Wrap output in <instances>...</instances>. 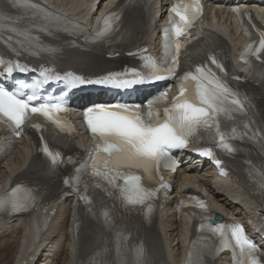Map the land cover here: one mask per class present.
I'll return each instance as SVG.
<instances>
[{"label":"snow or ice","instance_id":"6c2138e0","mask_svg":"<svg viewBox=\"0 0 264 264\" xmlns=\"http://www.w3.org/2000/svg\"><path fill=\"white\" fill-rule=\"evenodd\" d=\"M231 10L241 18L242 25L245 16L250 18V14L240 12L239 6H233ZM201 11L198 0H176L173 3L169 10V26L163 31L164 53L160 64L150 58H143L145 62L139 69L126 66L123 71L107 72L99 76H78L71 72L63 76L59 73L53 75L51 70L42 68L39 70L41 79L31 85L33 94L28 95L26 99L20 97L23 95V89L29 87L27 84H20L14 91L0 87V118H6V121L14 125L17 135L25 126L30 125L37 130L44 127L41 123H33V117H43L45 121L62 130L59 114L67 111L63 97L46 98L38 105L29 103L40 98L36 89L49 81H63L69 90L101 87L128 91L172 77L177 78L181 81L179 94L162 113L155 105L164 99L163 96L146 101L145 113L141 112V105L125 102L94 104L83 110L85 123L94 140L90 157L92 176L102 179L110 188L116 189L123 203L131 206L144 205L156 193L144 187L141 183L142 177L136 174L137 171H142L150 179L159 175L161 167L174 171V157L170 156V152L192 146L194 139L201 132L208 133L214 143L229 153L235 151L225 142L228 137L221 131L219 117L228 114L231 118L233 113L244 112L245 101L241 100L238 93L231 90L208 65H198L182 76L177 75L182 46L192 35L191 29L196 27ZM114 18H118L114 13L105 18L97 38L107 35ZM244 30L247 34L248 30ZM248 51L261 59L259 54L264 52V32L260 33L258 46L254 47L250 42ZM209 60L220 72L225 71L215 56H210ZM5 71L6 75L11 77L13 72L26 74L35 69L17 60L14 64L10 63ZM261 76L264 77V74ZM244 127L248 128V125ZM231 131L232 138H235L236 128ZM41 142L44 154L50 159L52 166H55L60 154L50 150L44 143L43 136ZM196 151L201 156L212 155L210 148H198ZM216 163L220 162L217 160ZM65 183H69L68 178ZM20 191L21 188L17 185L0 197V212L28 207L30 198L26 196L22 199ZM199 207L206 210L203 202L199 203ZM200 227L204 228L205 225L201 224ZM207 227L222 244L232 249L233 264H264L260 249L245 235L241 225L209 224ZM221 250L222 248L216 249ZM141 255L142 250H138L137 258ZM202 255L204 253L197 251L194 243L188 264H201Z\"/></svg>","mask_w":264,"mask_h":264},{"label":"bare ground","instance_id":"6f19581e","mask_svg":"<svg viewBox=\"0 0 264 264\" xmlns=\"http://www.w3.org/2000/svg\"><path fill=\"white\" fill-rule=\"evenodd\" d=\"M7 1V0H0ZM29 1L31 4H37L44 8L52 9L71 17H78L84 21H91L97 14L110 7L112 0H24ZM168 0H160L159 6L157 4L156 9L151 11L154 17V23L148 29L150 33L153 32V28L156 33L149 35L148 39L151 47L158 48L156 42L157 35L160 31V20L163 22V15L167 9ZM238 0H207L209 5L208 12L206 14L207 21L211 24L212 19L216 21L214 29L223 33L233 50L239 49L241 45V39L237 35L234 23L232 22L230 15L227 14V5L231 2H237ZM44 4H42V3ZM244 4L247 8L255 7L258 5L264 11V2L257 3L256 0L245 1ZM207 5V6H208ZM204 10V13L207 11ZM57 14V17L60 15ZM126 20L125 35L131 38L134 35L137 24L139 23L132 17H124ZM102 60V59H100ZM4 68V67H3ZM235 71L244 69L242 64H234ZM116 72V70L114 71ZM242 73H240L241 75ZM158 89L143 92L140 95V100H145L147 97L153 95ZM105 91L98 94H88L85 96H78L73 102L77 105H71V108L77 106H88L92 103H99L104 100ZM106 92H108L106 90ZM78 108V107H77ZM82 145L87 148L89 146L88 140H84ZM27 140L20 139L14 143L3 133L0 135V195L5 192L11 179L9 176L18 177L23 174L24 171L31 170L38 161L32 163L33 155L31 151L26 153ZM184 163L187 161V155L185 153L179 154ZM87 156H83V159ZM39 166V165H38ZM234 171L238 174L237 179L242 178L241 168L233 167ZM214 168L211 165L205 164L199 165L192 163L190 165H184L181 167L177 175L172 178L173 188L175 191L171 193V197H176L181 194L179 190V182L182 180L187 181L188 186L197 185L203 188L208 196H211L214 203L224 215H229L233 218L239 219L248 228H251V233L259 244L264 248V206L256 203L247 197L245 192L235 187L233 182L216 181L214 178ZM250 189H248L249 191ZM165 212L161 219L162 232L164 236V243L167 248V255L173 264L180 262L181 254L186 253L187 250V220L184 216L178 215L174 211V207H171V200L164 204ZM48 217L41 213L29 214L23 218H0V264H77V254L74 244L72 225H73V213L71 200H66L63 204L57 206V211L52 219V222L47 228V231L39 234L37 232L39 228V222ZM21 222V223H20ZM60 226V227H58ZM34 228H37L34 229ZM59 228L60 234L56 236V230ZM90 225H87V230L83 232V238L78 244V252L85 254L90 251L94 244L98 241L99 230L95 227L94 230L88 229ZM58 231V230H57ZM152 240L153 237L150 236ZM51 245V251L53 255L49 257L45 255L44 260H41L42 249H46L48 245ZM15 250L12 260L5 263L8 256ZM49 250V249H48ZM156 253L157 249L154 250ZM41 252V253H40ZM47 253V252H46ZM44 254V253H43ZM51 254V253H50ZM10 257V256H9ZM48 258H52L51 261H47ZM44 261L46 263H44ZM229 259L227 255L220 257V264H228Z\"/></svg>","mask_w":264,"mask_h":264},{"label":"rangeland","instance_id":"374dc122","mask_svg":"<svg viewBox=\"0 0 264 264\" xmlns=\"http://www.w3.org/2000/svg\"><path fill=\"white\" fill-rule=\"evenodd\" d=\"M20 223H21V222H20ZM58 227H60V226H58ZM57 230H58V231H57ZM57 230H56V234H55L56 236H58V235L60 234V230H59V228H58ZM57 234H58V235H57ZM51 245H52V244H50V246L48 245V247H47L46 249H45V248L42 249V252H43L44 254L42 253L43 256L40 257L41 260H44L45 255L48 256V257H49L50 255H53V251H54V250H52V252H50V251H51ZM48 249H49V250H48ZM46 252H47V253H46ZM14 253H15V250L12 252V256H11V254L9 255L10 257L8 256V259L6 260L5 263H8V262H10V261L12 260L11 257H13ZM40 253H41V252H40ZM50 253H51V254H50ZM48 257H47V261H51L52 258H51V257L48 258ZM44 263H46V262L44 261ZM11 264H12V263H11ZM38 264H43V263H42V262H38ZM46 264H47V263H46Z\"/></svg>","mask_w":264,"mask_h":264}]
</instances>
